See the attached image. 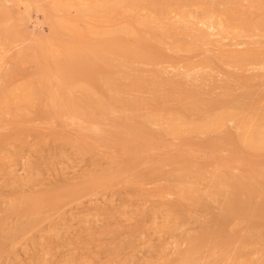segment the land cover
Here are the masks:
<instances>
[{"label":"rangeland","instance_id":"374dc122","mask_svg":"<svg viewBox=\"0 0 264 264\" xmlns=\"http://www.w3.org/2000/svg\"><path fill=\"white\" fill-rule=\"evenodd\" d=\"M263 29L264 0H0V264H264V222L253 236V210L225 212L247 177L264 187L246 143L264 129ZM72 53L121 92L85 99Z\"/></svg>","mask_w":264,"mask_h":264},{"label":"bare ground","instance_id":"6f19581e","mask_svg":"<svg viewBox=\"0 0 264 264\" xmlns=\"http://www.w3.org/2000/svg\"><path fill=\"white\" fill-rule=\"evenodd\" d=\"M264 30V29H263ZM9 31H11V30H9ZM13 31H14V29H13ZM10 33V32H9ZM16 34V33H15ZM120 53V52H119ZM118 53V54H119ZM77 54V53H76ZM75 53H72L71 55H69V56H67L68 57V59H67V61H65V60H63V62L65 63L66 62V65L69 67V68H71V69H78V66H82V70L80 71V76H81V74L83 73V76H85V80H84V77L82 76L81 77V80L83 81H85L86 83H84V89H85V94H84V96H85V99H93L94 100V98H95V93H97V89L95 90L94 88V90L96 91V92H94V93H91V91H89V83H91L92 82V87H95L94 85H96L97 87L99 86V88L98 89H102V90H104L107 86H108V89H110L109 91H111L112 92V90L113 91H115L116 93L118 92H121V90H120V88L122 87L121 85L122 84H120L121 83V81H119V79H121L122 77V74L121 75H119V77L120 78H118V77H116V78H118V79H115V72H106V78H105V80H106V82H107V85H105V86H103V84L105 83V81H104V83L103 84H101L100 82L103 80V78L101 79V81L99 82V79H100V75H101V73H103V64L100 62V61H96V60H93V59H85V60H82V55H76ZM128 56V55H127ZM264 56V55H263ZM26 57V56H25ZM258 58V57H257ZM256 57H252L251 59H256V60H258ZM79 59H80V61H82V62H80L79 61ZM250 59V58H249ZM248 59V60H249ZM128 61V60H127ZM83 63L82 65H77L78 63ZM261 62V61H260ZM79 63V64H80ZM102 64V65H101ZM111 64V63H110ZM65 65V64H64ZM65 65V66H66ZM114 65V64H113ZM67 66L65 67L66 69H67ZM102 66V67H101ZM111 67V66H110ZM113 67V66H112ZM68 68V69H69ZM100 68H102L101 70H100ZM114 68H116L115 66H114ZM64 70V69H63ZM70 70V69H69ZM105 70H106V67H105ZM112 69H110V71H111ZM114 70V69H113ZM125 70V69H124ZM131 70V69H130ZM132 70H133V68H132ZM42 71H44V70H42ZM41 71V72H42ZM65 71H67V70H64V71H62L63 72V74H65V75H67L66 77L69 79L70 77H71V75H72V72L74 71H72V70H70V72L68 73H65ZM115 71H117L116 69H115ZM129 70H127L126 72H128ZM118 72V71H117ZM123 72V71H122ZM126 72H125V74H126ZM43 73H45V72H43ZM47 73H49V72H47ZM63 74H60V77L61 76H63ZM71 74V75H70ZM131 74V73H130ZM59 75V74H58ZM65 75L63 76V78L65 77ZM99 75V76H98ZM44 76V75H43ZM42 76V78H46V77H43ZM68 76H70V77H68ZM131 76V75H130ZM130 76H129V78H130ZM133 76V75H132ZM99 77V78H98ZM141 77V76H140ZM193 77V76H192ZM41 78V77H40ZM48 78H50L49 76H48ZM47 78V79H48ZM83 78V79H82ZM125 78V77H124ZM128 78V77H127ZM128 78V79H129ZM142 78V77H141ZM173 78V77H172ZM50 79H52V78H50ZM60 79H62V77L60 78ZM64 79H66V78H64ZM73 79V78H72ZM127 79V80H128ZM131 79V78H130ZM176 79V78H175ZM197 79V78H196ZM44 81H46V79H43ZM58 80V79H57ZM123 80V79H122ZM157 80V79H156ZM164 80V79H163ZM172 80V79H171ZM48 81V80H47ZM52 81V80H51ZM126 81V80H125ZM94 82V83H93ZM41 83L43 84V86L44 87H46L49 83H47V82H42L41 81ZM189 83V82H188ZM41 84V85H42ZM106 84V83H105ZM264 84V83H263ZM199 85V84H198ZM39 86H40V84H39ZM62 86V85H61ZM91 86V85H90ZM47 88H49V85L47 86ZM52 88V87H51ZM91 88V87H90ZM40 89V88H39ZM38 89V90H39ZM101 89H100V91H101ZM107 89V88H106ZM123 89V88H122ZM126 89V88H125ZM124 89V90H125ZM38 90H36V92L38 91ZM42 90V92L45 90V89H41ZM47 91H48V89H46ZM49 90H51V89H49ZM127 90V89H126ZM47 91H44L43 93H44V96L45 97H47V95H45L46 93H49V92H47ZM106 91V90H105ZM105 91H102V96L104 95V94H106V96H107V92L106 93H103V92H105ZM31 92V91H30ZM35 92V91H34ZM34 92H33V95L32 96H34ZM35 92V93H36ZM39 92V91H38ZM65 93H66V91H64ZM63 92V93H64ZM111 92H109V94L111 93ZM42 93V94H43ZM64 93V94H65ZM100 93V92H99ZM117 93V94H118ZM28 94V93H27ZM30 94H32V92L31 93H29V95ZM51 94H52V91H51ZM54 94V93H53ZM76 94V93H75ZM74 94V95H75ZM87 94V95H86ZM26 95V94H25ZM36 95V94H35ZM116 94H114V96H115ZM246 95V94H245ZM28 96V95H27ZM38 96H41L42 97V100H45L43 97L44 96H42L41 94H38ZM37 96V97H38ZM51 96V95H50ZM105 96V97H106ZM119 96V95H118ZM121 96V95H120ZM192 96V95H191ZM40 97V98H41ZM55 96H53V98H54ZM77 97H78V95H77ZM76 97V98H77ZM83 97V96H82ZM14 98V97H13ZM29 98H31V96L29 97ZM48 98H50V97H48ZM53 98H51V100L53 99ZM107 98V97H106ZM118 97H115V99H117ZM119 98H121V97H119ZM118 98V99H119ZM123 98V97H122ZM25 99V98H24ZM27 99V98H26ZM35 99H36V96H35ZM37 99H39V98H37ZM37 99H36V101H37ZM57 99V98H56ZM81 99V98H80ZM114 99V98H113ZM114 99V100H115ZM245 99V98H244ZM31 100H33V99H31ZM87 100H85V101H87ZM122 100V99H121ZM125 100H127V99H124V101ZM30 101V100H29ZM47 101V100H46ZM59 100L57 99V104L58 103H60V104H58V107L59 108H57V109H55L56 108V105H54V101L53 102H51V101H49L48 100V102H51V104H53V111L55 112V110H56V112H58L57 110L59 109V111L60 112H62V109H61V107L59 106V105H63V104H61L62 102H61V100H60V102H58ZM66 101H67V98H66ZM69 101H71V100H69ZM76 101H77V99H76ZM82 101V100H81ZM102 101H104V100H102ZM105 101H107V99L105 100ZM109 101H110V99H109ZM123 101V100H122ZM123 101V102H124ZM254 101V100H253ZM31 102V101H30ZM38 102H40V101H38ZM44 102V101H43ZM83 102V101H82ZM90 102V101H89ZM127 102V101H126ZM41 103V102H40ZM46 103V102H45ZM75 103V102H74ZM76 103H78V102H76ZM92 103V102H91ZM130 103V102H129ZM213 103V102H212ZM215 103V102H214ZM213 103V104H214ZM51 104H50V106H49V108H51ZM80 104V103H79ZM83 104V103H82ZM90 104V103H89ZM94 104H97L99 107H97L96 105V107L98 108V110H97V108H94V107H91V106H93V104H90V107L91 108H93V109H95L98 113H100V114H104L103 112L104 111H106L105 109H106V105H104L103 104V102H101V100H96V102L94 103ZM107 104V103H106ZM110 104V103H109ZM109 104H108V106H109ZM211 104V103H210ZM209 104V105H210ZM213 104H211V106L213 105ZM216 104V103H215ZM219 104V103H218ZM45 105H47V104H45ZM81 105V104H80ZM123 105H124V103H123ZM126 105V104H125ZM162 105V104H161ZM40 106V105H39ZM68 106V105H67ZM75 107H76V105H74ZM79 106V105H78ZM77 106V107H78ZM112 106H113V103H112ZM55 107V108H54ZM63 107H64V105H63ZM160 107V106H159ZM215 107V106H214ZM218 107V106H217ZM255 107V106H254ZM48 109V108H47ZM55 109V110H54ZM109 109H110V107H109ZM112 109V108H111ZM161 109V108H160ZM160 109H158V110H160ZM42 110H43V108H42ZM51 110V111H52ZM65 110V109H64ZM69 110V109H68ZM91 110L92 109H90V112H91ZM164 110V109H163ZM50 111V110H49ZM109 111V110H108ZM165 111L167 112V110H166V108H165ZM39 112V111H38ZM48 112V111H47ZM163 113V115L165 114H168V112L167 113ZM222 113V112H221ZM224 113V112H223ZM88 114H89V111H88ZM161 115H162V112L160 113ZM20 115V114H19ZM158 115V114H157ZM162 115V116H163ZM164 115V116H165ZM163 116V117H164ZM223 116V117H222ZM225 116H227V115H225ZM225 116L224 115H221V117H219V118H217V120L216 121H214V123L213 124H204L203 126H201V127H199V128H197L198 130H203V132L204 131H206V132H210V131H213V129H215L216 127H218V126H220L221 125V123H222V121L224 120V118H225ZM147 117V116H146ZM153 117V116H152ZM160 117L161 116H159V119H160ZM158 118V117H157ZM125 119V118H124ZM153 119H154V117H153ZM113 120V119H112ZM116 120V119H115ZM123 120V119H122ZM150 120V119H149ZM157 120V119H156ZM161 120H162V118L160 119V122H161ZM200 120V119H199ZM140 121V120H139ZM138 120H137V118H129V119H126V120H123V124L126 126V129H127V131H128V133L127 134H129V135H133V136H136L138 133H139V135L138 136H141L140 135V133L142 134V133H144V130L145 129H142L141 128V124L142 123H140ZM155 121V120H154ZM167 121V120H166ZM170 121H172V120H170ZM181 121V120H180ZM250 121H251V124H252V120H251V118H250ZM255 121V119H253V122ZM87 122V121H86ZM111 122V121H110ZM120 122V121H119ZM167 122H169V121H167ZM182 122H184V121H182ZM223 122H225V121H223ZM170 123H172V122H170ZM170 123H168V124H170ZM210 123V122H209ZM246 123H248V122H246L245 121V124ZM76 124V123H75ZM113 124V123H112ZM178 124H179V122H178ZM182 124V123H181ZM185 124V122L183 123V125ZM187 124V123H186ZM185 124V125H186ZM250 124V125H251ZM253 124H256V123H253ZM252 124V125H253ZM80 125V124H79ZM171 125V124H170ZM173 125V124H172ZM171 125V126H172ZM176 125V124H175ZM175 125H173V126H175ZM192 125V124H191ZM197 124H194V126H196ZM206 125V126H205ZM145 126V125H144ZM172 126V127H173ZM180 127V126H179ZM190 127V126H189ZM145 128V127H144ZM176 128H177V126H176ZM176 128H175V130H176ZM219 128V127H218ZM172 129V128H171ZM171 129H169V130H171ZM186 129H187V127H186ZM256 129L258 130V127L256 126ZM256 129H255V131H256ZM107 130V129H106ZM216 130V129H215ZM252 130V129H251ZM174 131V130H173ZM185 131V130H184ZM113 132V131H112ZM125 132H126V130H125ZM191 132H192V130H191ZM194 132V131H193ZM192 132V133H193ZM254 132V131H253ZM251 133V137H248L247 139H246V143L248 144V145H253V146H257V148H258V150L257 151H264L263 149H264V145H262V143H264V129L263 130H258V131H256V132H254V133ZM195 133V132H194ZM193 133V134H194ZM197 133V132H196ZM214 133V132H213ZM250 133V132H249ZM13 134V133H12ZM148 134H150V133H148ZM182 134V133H181ZM187 134H188V130H187ZM186 134V135H187ZM190 134V133H189ZM193 134L191 135V136H193ZM151 135V134H150ZM175 135V134H174ZM182 135H185L184 133L182 134ZM215 135V134H214ZM227 135V134H226ZM128 136V135H127ZM126 136V137H127ZM132 136V137H133ZM178 136H179V131H178ZM177 136V137H178ZM189 136V135H188ZM187 136V137H188ZM230 135L228 134L227 135V137L226 138H228ZM255 137V139L256 140H258V139H260V141H257L256 143H258V142H260V143H258V144H256V143H254L255 141H252L251 139H254V137ZM10 137H11V135H10ZM181 137V136H180ZM223 138H225L224 136H222ZM17 138V137H16ZM20 138V137H19ZM129 138V137H128ZM220 138V137H219ZM219 138H217V139H219ZM251 138V139H250ZM258 138V139H257ZM215 139V138H214ZM214 139H212V141L214 140ZM215 140V141H218V140ZM254 139V140H255ZM133 140V139H132ZM227 140H229V139H227ZM0 141H1V139H0ZM219 141H221V140H219ZM132 142V141H131ZM225 142V141H224ZM25 143V142H24ZM199 143V142H198ZM214 143V142H213ZM221 143L223 144L222 146H224V143L221 141ZM220 142L218 143V145L219 144H221ZM227 142H225V144H226ZM229 143V142H228ZM15 144V143H14ZM254 144H256V145H254ZM186 145V144H185ZM220 146V145H219ZM210 147V146H209ZM21 151V150H20ZM15 154V153H14ZM177 158V157H176ZM179 158V157H178ZM177 158V159H178ZM133 159V158H132ZM185 159V158H184ZM130 160V159H129ZM174 160V159H173ZM189 160V159H188ZM130 161H133V160H130ZM184 162H186V161H184ZM182 163H183V161H182ZM125 165V164H124ZM130 165H131V163H130ZM136 165V164H135ZM134 165V166H135ZM188 164H186V166H187ZM128 166V164H126V167ZM189 166H190V164H189ZM129 167V166H128ZM128 167L126 168V169H128ZM133 167V166H132ZM126 169H123V170H126ZM105 171V170H104ZM121 171H122V169H121ZM120 171V172H121ZM261 171V170H260ZM263 174H264V170H263V168H262V171H261ZM260 172V173H261ZM105 175V174H104ZM262 175V174H261ZM261 175H259V176H261ZM106 176H108V175H106ZM214 178V177H213ZM264 178V177H263ZM262 178V176L261 177H259V179L260 180H262L263 179ZM220 179V178H219ZM247 181H244L243 179L241 180V182L242 181H244V182H242L243 184H241L240 182H238V183H240L241 185L239 186V185H237L236 186V192L234 193V192H232V190H231V188H229L228 190L227 189H225V190H227V191H230L231 193H234V195L233 194H230V195H233L232 197H230V198H227L226 200H227V204H226V209H228L227 211H225L226 212V214H229V213H227V212H230V214L232 215V216H234L233 215V213H236L237 211H246V212H248V214L251 212L250 211V209L251 210H253L252 211V213H251V215L249 216L250 217V219L251 218H254V219H252L253 220V222L251 223V220H249L250 221V223H251V234L250 235H253V234H255V232L253 233V231H255L256 230V228H254V229H252L253 227H255V226H257L258 224H259V226L261 225L260 224V222H264V187L261 189V186L259 185V183L257 184V182L255 181V180H253V179H251V178H248L247 177ZM260 180H258V182H260ZM229 180H227V182H228ZM231 181V180H230ZM240 181V180H239ZM227 182H225V183H227ZM232 182V181H231ZM236 182V181H235ZM220 183H221V181H220ZM233 183V182H232ZM230 183L228 182V185H229ZM227 185V186H228ZM232 185V184H231ZM233 185H235V184H233ZM232 185V186H233ZM224 186V185H223ZM224 187H226V186H224ZM259 187V188H258ZM222 190V189H221ZM224 190V189H223ZM225 190L223 191L224 193H225ZM226 191V192H227ZM230 192H228V194L230 193ZM227 193H225V195H226ZM227 194V195H228ZM226 195V196H227ZM243 195H247V196H245V197H242ZM225 196V197H226ZM229 196V195H228ZM49 197V196H48ZM50 197H52L51 195H50ZM255 197H257V198H259V200L261 199V201H260V203H259V201H258V203L256 204V206H255V203H253L254 204V209H252L251 208V202H253L254 200L256 201V199H255ZM202 198V197H201ZM52 199H53V197H52ZM48 200H49V198H48ZM163 200V199H162ZM196 200V199H195ZM258 200V199H257ZM224 202V203H225ZM257 202V201H256ZM29 203V202H28ZM169 203V202H168ZM252 204V205H253ZM29 206H30V204H29ZM31 206H33V205H31ZM225 206V205H224ZM27 207V206H26ZM225 208V207H224ZM204 210V209H203ZM22 211V210H21ZM225 214V215H226ZM248 214L246 213V214H244V216L246 217V216H248ZM171 215V214H170ZM175 215V214H174ZM231 215H227V217L228 216H231ZM195 216V215H194ZM232 216H231V218H232ZM198 217V216H197ZM248 217V218H249ZM230 218V217H229ZM213 221H215V219L214 220H210L209 221V223H208V227H209V224L211 225V228H212V230H213V236H217L216 237V239L214 238V240L212 239L213 237H212V235H211V239L213 240V242L214 241H216L218 238L220 239L221 237H220V235L221 234H223L222 233V231L220 232L219 231V227L220 226H223V224H222V221L221 222H219V221H217V223L219 224L220 223V226L219 227H217V223L216 222H213ZM183 224V223H182ZM222 224V225H221ZM262 225H263V223H262ZM208 227H206V228H208ZM219 228V229H218ZM205 230H207V229H205ZM223 230V229H222ZM208 231H211V229H209V230H207V231H204V233H202V237H204V234L206 233V232H208ZM225 231V230H224ZM256 231H258V230H256ZM210 233V232H209ZM221 233V234H220ZM230 233V232H229ZM257 233V232H256ZM206 234H208V233H206ZM233 234V233H232ZM231 234V235H232ZM200 236V237H201ZM221 236H223V235H221ZM225 236V235H224ZM227 236H230V234H227ZM226 236V238H228L229 239V237H227ZM254 236V235H253ZM258 236V235H257ZM205 238L206 237H204V238H201L202 240H200L199 239V237L196 239V241H197V243L199 242V244H200V241H203V240H205ZM210 238V237H209ZM225 238V239H226ZM231 238H234V237H231ZM198 239L200 240V241H198ZM222 239V238H221ZM217 240L218 242H223V240ZM225 239H224V241H225ZM228 239H226V241L228 240ZM206 241V240H205ZM216 241V242H217ZM207 242V241H206ZM224 243V242H223ZM202 244V243H201ZM195 245V244H194ZM195 249H196V247L195 246H193ZM193 248V249H194ZM192 249V251H194ZM190 250V249H189ZM191 252V251H190Z\"/></svg>","mask_w":264,"mask_h":264}]
</instances>
